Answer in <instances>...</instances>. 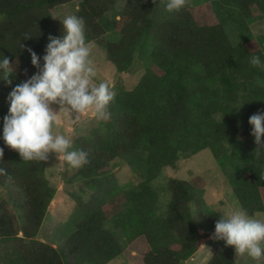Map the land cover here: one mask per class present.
I'll return each mask as SVG.
<instances>
[{
	"label": "trees",
	"instance_id": "16d2710c",
	"mask_svg": "<svg viewBox=\"0 0 264 264\" xmlns=\"http://www.w3.org/2000/svg\"><path fill=\"white\" fill-rule=\"evenodd\" d=\"M74 2L88 41L106 52L117 74L130 73L137 52L148 46L150 67L133 89H115L109 119H96L72 141L73 149L88 152L90 160L83 168L70 167L73 176L93 193L86 202L75 199L81 220L61 249L37 239L56 195L45 180V162L23 161L0 139V168L6 170L0 187L12 193L0 199V264H70L72 259L107 264L123 252L107 223L128 244L143 237V264H183L199 248L201 234L189 207L203 205L204 186L170 179L171 200L166 216L160 217L151 182L162 169L208 149L220 169L235 173L232 186L240 206L253 215L264 212V150L255 151L248 123L264 110V69L249 63L252 55L264 53V38L249 28L264 20V0H213L211 11L185 5L174 14L159 10L161 0H125L111 20L105 15L117 0H0V56L14 61L13 74L22 83L38 72L27 49L41 57L42 68L49 36L63 33L54 10ZM226 21L234 25L241 44L232 45ZM108 32L120 40L104 43ZM253 38L260 47L248 46ZM13 88L0 79V125ZM127 153L139 160L142 174L137 186L124 190L110 176L116 159ZM214 228L215 223L203 226L205 231ZM222 247L208 264H238L234 248Z\"/></svg>",
	"mask_w": 264,
	"mask_h": 264
},
{
	"label": "clouds",
	"instance_id": "9594fccd",
	"mask_svg": "<svg viewBox=\"0 0 264 264\" xmlns=\"http://www.w3.org/2000/svg\"><path fill=\"white\" fill-rule=\"evenodd\" d=\"M161 2L166 12L174 14L185 7L187 0ZM59 21L63 33L58 38L49 36L42 68L41 57L31 48L27 49L31 64L38 72L9 93V108L2 118L0 139L25 162H46L49 154L54 153L62 157L69 167L79 169L90 163L89 153L73 149L70 138L54 134L53 130L61 125L62 118H70L73 124L86 114L99 121L109 119L108 108L115 100L116 91L106 80L95 82L98 72L84 19L68 14ZM29 36L26 34L24 37ZM13 62L3 54L0 56V79L5 80L7 85L12 84L9 77L14 71ZM249 63L264 69V53L252 55ZM54 104L60 106L59 112L52 108ZM248 123L256 144L255 151L264 150V110L251 115ZM3 156L4 147H0V160ZM4 174L6 170L0 168V175ZM210 238L232 246L235 256L264 264V219L257 218L242 207H229L220 213Z\"/></svg>",
	"mask_w": 264,
	"mask_h": 264
},
{
	"label": "rangeland",
	"instance_id": "374dc122",
	"mask_svg": "<svg viewBox=\"0 0 264 264\" xmlns=\"http://www.w3.org/2000/svg\"><path fill=\"white\" fill-rule=\"evenodd\" d=\"M198 1L187 0L186 5L188 8L198 6V9L206 8L211 11L210 2L213 0ZM117 2V7L115 6L113 10L106 13V20H111L112 16L119 9L122 10L120 6L125 4V0H117ZM76 7V2L70 6L62 5L57 7L54 10V18L59 20L65 15L75 14ZM160 7L159 10L161 12H166L164 3L160 4ZM224 28L232 45L237 46L241 44L237 30L233 24L226 21ZM249 28L255 37L264 38V20L254 22ZM101 40L104 43L105 41L107 43H116L120 40V36L116 32H108L104 34ZM249 43L248 46L250 48L253 46L260 47L255 38ZM92 44L93 60L98 72L95 79L96 83L106 80L114 86V90L118 87L131 90L139 83L144 73L150 67V61L146 56L149 52V46L147 50L142 49L137 52L130 73L119 75L114 65L108 62L106 52L100 46L96 45L97 43L92 42ZM9 79L12 80L11 85L13 87L22 83L14 74ZM2 102H0V109L4 106ZM52 108L57 112L60 110V106L57 104L52 105ZM95 122L96 119L88 114L82 116L75 124L72 123L70 118H62L61 125L53 131L54 134H63L73 141L75 137L82 135L85 128L89 131L96 124ZM138 163L139 160L134 158V155L131 153L119 156L115 161L117 167L110 176V182L114 181L118 189L124 190L137 186L141 182L140 176L142 174V166ZM73 174L74 171L66 164L62 157L54 153L49 154V160L45 162V180L56 190V195L49 206L48 214L37 235V239L53 244L57 249L64 247L65 241L74 232L75 225L81 220L75 199L80 197L83 202H86L93 193L92 190L86 187L83 179L76 178ZM235 176L232 169L225 171L220 169L210 150L205 149L188 159H180L174 168L166 167L162 169L158 177L151 182L152 189L158 195L157 213L160 217L166 216L167 206L171 200V194L167 187L170 179L174 178L186 181L192 185L199 181L203 183V205L192 203L189 207L193 225L201 234L200 244L196 253L183 264H208L214 252H217L222 246H227L223 241L211 239L210 237L214 231H205L203 226H205V223H216L220 218V213L226 211L229 207H241L234 195L232 186V181L235 179ZM261 192L263 194L264 190ZM10 194L12 193L0 187V199H7ZM20 200L22 202L26 201L22 195L20 196ZM14 211L16 213L18 212L17 210ZM254 216L264 219V212L255 213ZM17 223L21 225L19 220ZM105 228L112 232L114 238L119 241L123 250L119 257L109 261L107 264H143L142 258L147 252V246L143 237H139L128 244L129 242L125 241L120 230L113 229L109 223L105 224ZM235 258L238 260V264H255V262L247 257L235 256ZM70 264L86 263H78L72 259L70 260Z\"/></svg>",
	"mask_w": 264,
	"mask_h": 264
},
{
	"label": "crops",
	"instance_id": "0c3cea01",
	"mask_svg": "<svg viewBox=\"0 0 264 264\" xmlns=\"http://www.w3.org/2000/svg\"><path fill=\"white\" fill-rule=\"evenodd\" d=\"M53 247H55V245L51 244ZM56 248V247H55ZM237 263H238V260H237Z\"/></svg>",
	"mask_w": 264,
	"mask_h": 264
}]
</instances>
